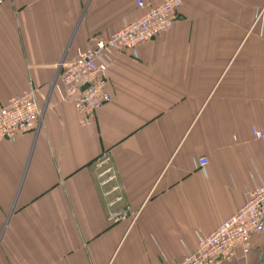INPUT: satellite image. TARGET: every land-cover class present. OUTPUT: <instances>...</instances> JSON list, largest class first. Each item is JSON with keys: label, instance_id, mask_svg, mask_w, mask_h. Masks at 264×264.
I'll return each instance as SVG.
<instances>
[{"label": "crops", "instance_id": "1", "mask_svg": "<svg viewBox=\"0 0 264 264\" xmlns=\"http://www.w3.org/2000/svg\"><path fill=\"white\" fill-rule=\"evenodd\" d=\"M146 10L165 0H143ZM264 0H182L164 35L111 55L85 127L63 61L146 10L136 0H3L0 107L34 87L42 125L0 142V264H172L264 184ZM207 158L204 170L198 167ZM114 217L121 219H113ZM226 264H264V232Z\"/></svg>", "mask_w": 264, "mask_h": 264}, {"label": "built area", "instance_id": "2", "mask_svg": "<svg viewBox=\"0 0 264 264\" xmlns=\"http://www.w3.org/2000/svg\"><path fill=\"white\" fill-rule=\"evenodd\" d=\"M139 9L146 10L143 0H136ZM3 0H0V7ZM182 0H165L149 8L111 36L100 39L95 46L79 50L73 61H63L54 85L61 101L71 103L77 110L82 126H91L97 112L110 103L106 73L113 53L130 52L138 57V47L168 33L177 22ZM264 12L259 11L258 17ZM44 110L37 90L29 87L0 107V142H15L18 137L42 125ZM253 136L264 147V129H253ZM208 165L201 158L198 167ZM113 219H121L114 217ZM264 232V184L249 194L243 207L216 230L199 240L198 248L183 261L172 264H226L236 256L241 247L249 253L253 236Z\"/></svg>", "mask_w": 264, "mask_h": 264}, {"label": "water", "instance_id": "3", "mask_svg": "<svg viewBox=\"0 0 264 264\" xmlns=\"http://www.w3.org/2000/svg\"><path fill=\"white\" fill-rule=\"evenodd\" d=\"M55 85V84H54Z\"/></svg>", "mask_w": 264, "mask_h": 264}]
</instances>
